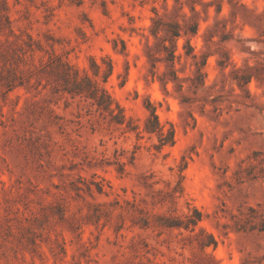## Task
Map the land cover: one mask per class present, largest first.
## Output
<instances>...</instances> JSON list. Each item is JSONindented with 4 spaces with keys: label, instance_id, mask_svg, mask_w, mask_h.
I'll return each mask as SVG.
<instances>
[{
    "label": "rangeland",
    "instance_id": "rangeland-1",
    "mask_svg": "<svg viewBox=\"0 0 264 264\" xmlns=\"http://www.w3.org/2000/svg\"><path fill=\"white\" fill-rule=\"evenodd\" d=\"M175 25L177 55L209 29L207 92L150 71ZM223 52L264 59V0H0V264H264V84L204 105Z\"/></svg>",
    "mask_w": 264,
    "mask_h": 264
},
{
    "label": "trees",
    "instance_id": "trees-1",
    "mask_svg": "<svg viewBox=\"0 0 264 264\" xmlns=\"http://www.w3.org/2000/svg\"><path fill=\"white\" fill-rule=\"evenodd\" d=\"M210 5V4H208ZM219 11V8H217V12ZM173 31L170 39V45H162L161 49L158 51H163L165 55L161 58H156L154 57L151 53L147 54L148 57V62L150 63V71L152 75L154 76V69L156 67L157 62L164 63L166 71L161 75L158 76V80L163 86L168 82H172L174 84V88L176 91L181 92L183 90V83H189L188 89L193 90V93H197L199 90L202 92H207L211 87H205V80H206V74L203 71L204 66L206 65L207 58L210 55H213L212 52H210L208 48V41L211 35H208L207 32L203 36V41H204V48H206V51L201 52L200 54H197L194 52L193 48L189 45V41L186 40L185 44L183 46L184 48V54L183 55H177L175 53L176 51V45H175V39L180 36L179 32V26L175 25L173 26ZM197 28L196 26L192 27L189 30H185L184 33H191V34H196ZM151 34L155 39H158L157 33H158V28L152 27L150 30ZM164 41V40H163ZM256 54V53H252ZM223 58H218L216 61V64L219 68L220 74L222 76H227L231 80V84L233 85L231 88V92L233 93V99L231 100L228 97H225L224 95H219L216 97L211 98L208 100L207 97L202 96L201 101L203 104H210L213 106V110L216 111L218 110V104L227 102L229 105L233 102H237L238 100L240 101V104H245V99H252L250 91L248 89V85L251 81H256L258 84H264V59L258 60L254 65H249L247 63V60L244 61L242 66H236L233 64L227 55V52H223L222 54ZM184 57L185 59L190 58L192 59V65L194 66V70L192 71L191 77H183L180 78L177 75V72L174 68V65L176 62H180V59ZM230 66L229 72L226 74L224 70L226 67ZM235 87L240 91V93H234L235 92ZM103 94L109 99V97L106 95V93L103 92ZM242 99V100H240ZM195 99H188L184 100L185 103H190L193 102ZM150 109V115L148 119L146 120L144 124V131L149 133V134H155L158 138V148H161L165 145H173L174 143V135H173V130L170 129L167 133L163 132V128L159 124L157 115L155 113V109L149 105L148 106ZM250 211L253 212L254 209L250 208ZM255 229V228H253ZM259 231H264V223L258 227Z\"/></svg>",
    "mask_w": 264,
    "mask_h": 264
}]
</instances>
